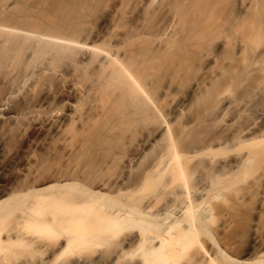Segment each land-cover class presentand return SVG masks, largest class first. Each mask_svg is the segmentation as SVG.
<instances>
[{
  "label": "bare ground",
  "instance_id": "1",
  "mask_svg": "<svg viewBox=\"0 0 264 264\" xmlns=\"http://www.w3.org/2000/svg\"><path fill=\"white\" fill-rule=\"evenodd\" d=\"M224 1L0 0V264H264V0Z\"/></svg>",
  "mask_w": 264,
  "mask_h": 264
},
{
  "label": "rangeland",
  "instance_id": "2",
  "mask_svg": "<svg viewBox=\"0 0 264 264\" xmlns=\"http://www.w3.org/2000/svg\"><path fill=\"white\" fill-rule=\"evenodd\" d=\"M229 1V2H228ZM226 2V3H225ZM230 3V8L229 7H227V5L229 6V4L228 3ZM225 3V4H224ZM223 4H224V6H226V8H228V10L223 6ZM237 5V3H236V0H227V1H224V2H222V6H221V3L219 4L220 5V7L219 6H217V8L218 9H216V18H217V20H220V19H222L223 17H225V15H226V13H227V11H230L231 10V12L233 11V12H235L236 10H237V8H235V7H237L236 5ZM235 5V6H234ZM236 9V10H235ZM235 10V11H234ZM232 12V13H233ZM103 13V11H101V14ZM227 14H230V12H228ZM224 15V16H223ZM221 16H223L222 18H220ZM98 26L97 25H95V27L93 28V29H95L96 28V30H95V32L96 33H98V31H100L99 30V27L97 28ZM92 32H93V34H92ZM91 32V35H90V39H92V37L94 36V34H95V32H94V30ZM98 43V42H97ZM84 48V49H83ZM91 50L93 49L91 46L89 47ZM89 48H87V47H80V51H82V49L83 50H85V51H83L84 52V54H82V53H79V54H81V55H79V57L77 58V59H80L81 57H82V55H85V52H89ZM88 49V50H87ZM75 127H77V125H75ZM76 139V138H75ZM13 143V144H12ZM12 143H11V147H13V148H18L19 146H20V143L19 142H17V141H12ZM17 144V145H16ZM13 145V146H12ZM39 151V150H38ZM37 151V153H39L40 154V157L42 156V155H45L44 154V152H42V151H39L38 152ZM43 153V154H42ZM38 154V155H39ZM42 154V155H41ZM49 162L51 163V165H53L54 167H59L60 166V160L59 159H50L49 160ZM115 165H117V164H114V166H111L110 167V169L109 168H107V170L105 171H103L101 174H103L104 175V173H105V175L104 176H106V175H110L111 173H115V172H117V170H118V165H117V167L115 166ZM115 167L117 168L116 170H115ZM114 170H115V172H114ZM112 175V174H111ZM73 176L74 177H76L77 176V174L76 173H74L73 174ZM241 192V191H240ZM257 198V197H256ZM255 198V196L253 195V196H251L248 200H246L247 202H246V206H248V207H246V208H244V210L243 211H246L247 213H248V215H252V214H254V206H255V204L254 203H256L255 201H257V199ZM248 204V205H247ZM249 216H248V219H244V220H241L240 221V224H239V226H238V228H234V232H237V233H240L239 234V236H242V237H240L241 238V240L242 241H244V242H246L248 239H249ZM263 219H264V217H263ZM217 222V220L215 221V223ZM262 224L264 225V220H262ZM213 224V226H211L212 227V231H213V233L214 234H218L219 235V233H218V229H216V228H219V226H217V224ZM217 223H219V222H217ZM217 226V227H216ZM215 229H214V228ZM218 230V231H217ZM238 230L240 231V232H238ZM217 231V232H216ZM231 233V235L230 236H232V235H236L237 233Z\"/></svg>",
  "mask_w": 264,
  "mask_h": 264
}]
</instances>
